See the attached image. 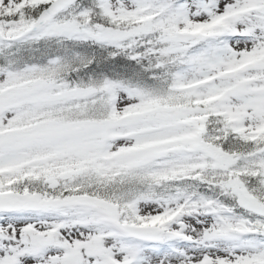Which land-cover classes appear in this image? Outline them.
<instances>
[{
  "label": "snow or ice",
  "instance_id": "1",
  "mask_svg": "<svg viewBox=\"0 0 264 264\" xmlns=\"http://www.w3.org/2000/svg\"><path fill=\"white\" fill-rule=\"evenodd\" d=\"M0 264H264V0H0Z\"/></svg>",
  "mask_w": 264,
  "mask_h": 264
}]
</instances>
